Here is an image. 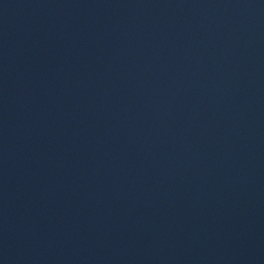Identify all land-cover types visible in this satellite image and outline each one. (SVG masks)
Returning a JSON list of instances; mask_svg holds the SVG:
<instances>
[{"label":"water","instance_id":"1","mask_svg":"<svg viewBox=\"0 0 264 264\" xmlns=\"http://www.w3.org/2000/svg\"><path fill=\"white\" fill-rule=\"evenodd\" d=\"M0 264H264V0H0Z\"/></svg>","mask_w":264,"mask_h":264}]
</instances>
